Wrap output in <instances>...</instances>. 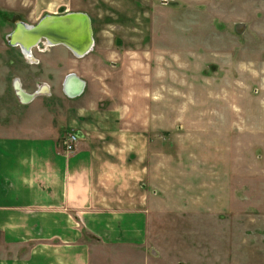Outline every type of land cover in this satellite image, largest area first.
Masks as SVG:
<instances>
[{"label": "rangeland", "instance_id": "rangeland-1", "mask_svg": "<svg viewBox=\"0 0 264 264\" xmlns=\"http://www.w3.org/2000/svg\"><path fill=\"white\" fill-rule=\"evenodd\" d=\"M68 11L90 16L104 64L131 71L128 94L159 98V163L190 165L121 264H264V0H0V106L33 64L12 46L17 25Z\"/></svg>", "mask_w": 264, "mask_h": 264}, {"label": "crops", "instance_id": "crops-1", "mask_svg": "<svg viewBox=\"0 0 264 264\" xmlns=\"http://www.w3.org/2000/svg\"><path fill=\"white\" fill-rule=\"evenodd\" d=\"M94 39L80 57L60 45L31 47L26 79L18 76L9 106H0V264H95L94 254L108 250L120 251L114 263L121 264L146 244L150 218L167 206L169 176L190 166L173 157L159 163V98L148 102L139 85L128 94L131 71L104 64ZM70 74L85 82L72 98L65 93ZM39 88L32 100L18 93ZM69 133L78 147L65 155ZM172 186L178 200V183Z\"/></svg>", "mask_w": 264, "mask_h": 264}, {"label": "water", "instance_id": "water-1", "mask_svg": "<svg viewBox=\"0 0 264 264\" xmlns=\"http://www.w3.org/2000/svg\"><path fill=\"white\" fill-rule=\"evenodd\" d=\"M11 40L12 46L21 43L32 47L46 40L50 46H66L78 57L91 52L95 44L92 19L83 12L47 14L36 25L21 22L11 35ZM21 49L23 51L25 48L21 47ZM84 85L83 80L75 74H70L65 82V93L71 98L76 97L82 92ZM19 94L31 100L32 96L25 94L22 90H19Z\"/></svg>", "mask_w": 264, "mask_h": 264}, {"label": "built area", "instance_id": "built-area-1", "mask_svg": "<svg viewBox=\"0 0 264 264\" xmlns=\"http://www.w3.org/2000/svg\"><path fill=\"white\" fill-rule=\"evenodd\" d=\"M40 89L41 88H39L38 90H37V92L35 93V94H32L31 96V100L35 97V96H37V95H39V94H41L42 92L40 91ZM21 90V89H20ZM19 93V92H18ZM78 141H79V139H78V136L75 134V133H69L64 139H63V141H62V152H63V154H65V155H71V154H73L75 151H76V149H77V147H78Z\"/></svg>", "mask_w": 264, "mask_h": 264}, {"label": "bare ground", "instance_id": "bare-ground-1", "mask_svg": "<svg viewBox=\"0 0 264 264\" xmlns=\"http://www.w3.org/2000/svg\"><path fill=\"white\" fill-rule=\"evenodd\" d=\"M29 41L34 42V40H31V39H29ZM42 42L46 44V45H45L46 48H47L46 51L49 50V49H50V48H48V46H50V45H49V42L46 41V40H43ZM43 43H41V44H43ZM19 45H20L22 48H25V49H24V52H25L26 56H28L30 60H34L33 57L31 56V54H29V53H30L29 50H30V48H31L32 46H29V45L24 46V45L21 44V43H20ZM72 45H74V43H72ZM60 46H63V45H60ZM84 46H85V45H84ZM64 47H66V46H64ZM28 100H29V99H28Z\"/></svg>", "mask_w": 264, "mask_h": 264}]
</instances>
